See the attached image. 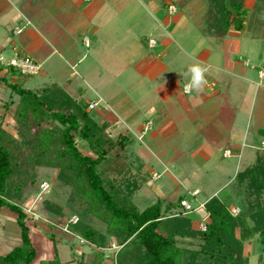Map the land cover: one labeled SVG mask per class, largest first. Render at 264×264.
<instances>
[{"label":"trees","instance_id":"1","mask_svg":"<svg viewBox=\"0 0 264 264\" xmlns=\"http://www.w3.org/2000/svg\"><path fill=\"white\" fill-rule=\"evenodd\" d=\"M206 1L211 32L226 36L231 26L243 28L245 17L230 11L227 0ZM261 6L264 0L256 9ZM1 73L5 69L0 68V82L18 101L12 112L11 105L4 106L15 133L0 125V209L15 214L21 242L0 255V264H60L56 236L42 231L34 214L24 210L39 169L57 171L55 185L47 182L51 193L56 186L68 189L65 206L45 200L44 209L64 217L65 207L76 215L70 233L92 248L81 264H102L112 239L119 248L115 264H250L245 245L257 237L264 243V152L232 183L240 213L233 216L228 203L212 197L196 210L210 220L200 231L182 208L184 197L160 198L143 210L136 206L149 177L144 164L131 158L134 137L114 138L108 121L93 118L97 109L89 110L91 102L56 84L24 88V77L13 69Z\"/></svg>","mask_w":264,"mask_h":264},{"label":"crops","instance_id":"2","mask_svg":"<svg viewBox=\"0 0 264 264\" xmlns=\"http://www.w3.org/2000/svg\"><path fill=\"white\" fill-rule=\"evenodd\" d=\"M160 1L0 0V17H2L0 20L3 21L0 26V36L2 41L6 40V43L3 41L4 45H2L3 48L0 51L12 54L17 52L31 58L29 48L37 46L36 53L48 49H51L52 53H57L60 46L65 44V38L70 36L74 47L73 52H71L75 54L82 46L97 50L98 45L105 44L109 39L115 40V38L123 37L122 39L127 41L129 39L124 37L126 34L129 35L130 43L133 44L131 48L136 53L138 50V55L130 61V64L138 67L141 66V62H145L144 69L142 67L140 70L137 86L145 82H148L147 85L149 86L144 88L147 95L143 97V100L148 98L150 104L141 109V112L139 108L137 111L140 114L149 112L150 116L146 120L138 121L136 120L138 118L132 117L133 114L127 113L128 119L123 118L122 121L123 124L126 123V126H123L122 122L107 118V111L105 110L102 112L100 119L110 123L109 131L113 134H131L134 137L135 145L137 141L144 143L149 133L152 140L160 138H163V140H170L171 138L176 140L180 137L178 135L175 138L179 131L178 125L183 124L185 128L184 123L179 121L182 117H184L187 126L189 121L199 124V127L207 125L206 127H210L211 130L215 128V131L211 137L201 138L197 141L199 145L194 154L207 161L217 158L218 163L221 164L219 172L223 175L228 174L236 177L241 172L242 164H252L258 154L264 151L262 148L264 143V102L262 110L258 112L257 118H254L256 98L251 100L254 92L258 91L255 96L259 94L264 101V92H260V90L264 91V77L260 76L264 72V68H260L259 65H252L247 61L239 62L240 60H235L232 53L235 52L236 48L232 47L231 41H226V39L235 33L245 34L247 19L259 10V8L256 9L258 0H227V8L232 12H239L243 15L245 22L240 31L231 26L226 36L217 35L210 31V24L208 23L210 7L208 1L204 0L207 4V10L206 13L202 11L200 19L206 22V27L201 29L199 36L203 38L201 40L203 43L200 44L202 46L191 47V50H188L181 46L177 40H173L175 45L173 54L170 52L171 47L167 39L173 33H170L169 23L162 18L163 13L159 9ZM232 1L240 8L235 9L231 4ZM164 2L168 3V0ZM181 2L184 4L188 0H182ZM170 6L175 7L174 12L177 10L176 6L170 3L168 5L169 14H171L169 11ZM15 21L26 23V27L24 25L23 28L20 26L16 28L13 25H8ZM24 29L27 30V35L18 40L16 37L22 35L25 32ZM19 31L21 32L19 33ZM157 34L160 37L167 36L161 42V45L165 44L167 47L164 46L159 53L153 54L148 51L157 46V42L153 38ZM147 35L150 38L146 46L142 38ZM55 38H60L58 43L54 42ZM136 38L141 40V45H136V40H138ZM217 38L216 44L219 47L214 43ZM85 40H89V46L85 45ZM151 40H154L152 45H150ZM219 40L223 41L222 45H219ZM142 45L146 47L142 48ZM136 46L139 49H136ZM71 52L70 54H72ZM108 55H110V52H108ZM117 56L119 61H127L125 49L122 54ZM71 58L73 59V57ZM84 58L85 55H82L77 63H81ZM32 60L35 62L34 59ZM198 61L207 68L205 75L207 84L204 86L203 91H192L190 94H186L183 91V86L190 80L188 70L190 66ZM38 65L42 66L41 64ZM1 74L2 76L5 75V73ZM163 80L166 81L163 89L158 88ZM9 90L8 86L0 82V94L7 95V98L2 94V97H0V120H4L7 125L13 122L11 112L14 111L18 101V97ZM138 97L140 98V96ZM11 102L12 104H10ZM7 104L11 105L9 107L11 112H8L4 107ZM1 123L2 121L0 125ZM168 123H171V127L164 130V125ZM6 124L1 126L8 131L6 127L9 126H6ZM154 127L158 129L155 130ZM11 130L15 132L13 125ZM166 134L168 136L165 137ZM142 145L144 146V144ZM227 151H230V156H226ZM251 151H254V155ZM133 152L137 159L144 164L145 169L148 170V161L144 160V155L147 153L144 149L133 150ZM192 157L195 156L192 154ZM231 160L235 162L230 163ZM151 173L155 174V172ZM160 178L161 176H159V180ZM0 212L9 216L13 214L6 209H0ZM66 220H64L65 222H59L58 226L50 227L46 226V223L49 222H42V219L38 220V223L45 233L46 227L52 229L51 231H53L57 241L71 243L74 239L73 236L63 231ZM0 244L7 246L6 249H4V246H0V255L4 253L3 251H9L10 246L7 239L0 238ZM80 253L82 256H80L79 264L84 261L86 256L82 249ZM106 255L107 253H105V263L115 264L113 257L106 258Z\"/></svg>","mask_w":264,"mask_h":264},{"label":"rangeland","instance_id":"3","mask_svg":"<svg viewBox=\"0 0 264 264\" xmlns=\"http://www.w3.org/2000/svg\"><path fill=\"white\" fill-rule=\"evenodd\" d=\"M124 1L129 2V0ZM164 1L165 0L160 1L159 9L163 13L162 18H164L165 21L169 23V27H171L170 33H173L171 37L167 38L171 47V54H173L175 46L173 40H177L181 46L188 50H191V47L202 46L200 44L203 43V41H201L203 38L199 36L201 29L206 27V22L200 19V15L202 11L206 13V2L204 0H188V2L183 4L181 2L182 0H168V3ZM170 3H173L177 9L172 15L168 12V5ZM16 14L18 15V13ZM178 19H180V21H178ZM17 21L8 25H13V27L16 28L19 26L23 28L24 25L26 27V23L20 21L18 23ZM246 22L247 28L245 34L240 35L235 33L233 36L226 39V41H231L232 47L236 48L235 52L232 53L235 60H240L239 62L247 61L252 65H259L260 68H264V6H261ZM1 24H3V21L0 20V26ZM176 29L177 31H175ZM24 30L25 32L22 35L16 37L18 40H21L27 35V30ZM165 37L167 36L160 37L158 34L157 36H153L157 42V46L150 49L148 52L156 54L163 49L162 47H167L165 44L161 45ZM122 38L123 37L115 38V40L109 39L105 44L98 45L97 50L92 47L87 49L82 46L75 54L72 53L74 47L70 36L65 38L66 41L63 46L59 45L60 49L58 48L59 50L57 53H52L51 49L36 53L37 46H32L29 48V55L35 60V63L42 65V70L40 75L30 78L25 77L26 80L22 78L21 82L24 88L33 91L55 83L66 90L70 95L82 99L87 103L91 101V103L101 102V107L92 111L93 118L96 121L101 118L102 112L105 110L107 111V118L118 120L120 123L123 121V118L128 119L127 113L133 114L132 117L138 118L136 119L138 121L146 120L148 116H150L149 112L141 114L140 112L142 111L141 109L150 104L148 98L143 100V97L147 95L144 88L148 86V82L137 86V81H139L140 78V70L145 66V62H141V66L138 67L130 64V61L138 55V50L136 53L135 50L131 48L133 44L130 43L129 35L126 34L124 37L125 39H129L127 41ZM149 38L148 35L142 38L146 46L148 45ZM136 39H138L136 40V45H141V40H139V38ZM54 40V42L58 43L60 38H55ZM217 40L218 38L214 41L215 44ZM3 41L6 43V40ZM3 41L0 36V50L3 48ZM222 44L223 41L219 40V45ZM143 46L144 45H142V48L146 47ZM142 48L140 49L141 51L143 50ZM124 49L127 53V61H119L117 55L122 54ZM136 49H139V47L136 46ZM25 51L27 50L25 49ZM69 51H72V54H70ZM108 52H110V55H108ZM4 53L9 57L14 54L8 52ZM26 53L28 54V52ZM20 55L24 54L20 53ZM82 55H85V58L78 64L77 62ZM71 57H73V59ZM17 79H20V77L17 76ZM260 92L264 91L260 90ZM255 93H258V91L254 92L251 100H255L256 98L253 116L257 118L258 112L262 110L261 108L263 107L264 101L259 94L255 96ZM1 94L0 97H2V95L4 96V94ZM138 96H140V98ZM4 97L7 98V95ZM138 108L140 112L137 111ZM1 121V125L6 124L4 120H0V122ZM179 121L184 123L185 128L183 124L181 126L178 125L179 131L175 138L178 135L180 137L176 140L173 138L170 140H163V138L152 140L149 133L144 143L137 141L134 147L132 146L134 151L140 150L141 148L144 149L147 153L144 155V160L148 161L147 166L149 168L146 170L149 181L145 185V188L137 194L134 203L140 210H143L160 198L175 201L179 197H184V200L189 201L196 210H199L201 209L200 205L203 207L206 203L205 201L217 196L228 203L233 216H237L240 210L235 208V197L232 186L236 177L234 175L230 176L220 173L219 166L221 164L218 163L217 158L207 161L199 155L196 156V154H194L195 149L199 145L197 141L201 138L211 137L215 128L211 130L210 127H206L207 125L199 127V124H194L192 121H189L187 126L184 117L180 118ZM12 125L13 122L9 125L6 124V126H9L6 128H8L9 132L15 133L11 130ZM122 125L126 126V123L123 124L122 122ZM169 127H171V123L165 124L164 130H167ZM154 128L155 130L158 129L157 127ZM112 135L116 138L118 133H112ZM166 136H168V134H166L165 137ZM215 139L217 138L215 137ZM142 144L147 147H144ZM252 152L254 155V151H251V153ZM127 154L130 153L128 152ZM131 154V158L133 159L135 153L133 152ZM192 154L195 157H192ZM122 158H124V156ZM234 162V160L230 161V163ZM255 162L256 160L252 164H242L240 171H244ZM151 172H155V174L153 175ZM56 175L57 171L55 170L39 169L38 185L30 188L27 197L28 200L24 205V210L33 213L37 220L42 219V222L47 221L52 224L46 223L47 227L58 226L59 222H65L64 220L66 219V221H68L71 217L76 216L72 215L65 207L64 217H58L51 212H46L44 209L43 202L45 200L65 206L68 192L66 188L56 186L52 193L50 191V193L44 195L41 202L37 199L41 192V185L45 182H54L55 185ZM159 176H161L160 180L158 178ZM196 190L199 191L200 195L194 197L192 193ZM196 210L193 212L194 214H190L194 219V228L199 230L200 224L203 223V221L207 220V222H209L210 220L208 216L201 219L197 216ZM47 227L45 228L46 233L50 234L51 232L53 235L52 229ZM0 238L7 239L10 249L20 244V230L16 223L15 215L12 214L9 216L0 212ZM73 238L71 243L68 241L56 242L57 257L60 264H79L80 256H82L80 250L82 249L85 255L91 252L90 247L80 245V237L73 236ZM0 246H4V249L7 248L4 244H0ZM3 252L5 253V251ZM112 252L113 250L106 251V257H110ZM244 254L249 258L250 264H264V243L261 242L258 237L253 239L250 243L245 245ZM103 264L109 263H105L104 261Z\"/></svg>","mask_w":264,"mask_h":264},{"label":"built area","instance_id":"4","mask_svg":"<svg viewBox=\"0 0 264 264\" xmlns=\"http://www.w3.org/2000/svg\"><path fill=\"white\" fill-rule=\"evenodd\" d=\"M175 10L174 6H170L169 7V11L172 14ZM21 31H19L20 33ZM154 44V40L150 41V45ZM85 45L89 46V40H85ZM0 68L5 69V73L9 72L10 69L16 70L18 72H20L21 76L23 77H33V76H37L40 74L41 72V66L38 65L37 63H35L31 58H29L28 56L25 55H20V53H14L11 57L5 55L4 52L0 51ZM10 75V74H9ZM261 77H264V72H262L260 74ZM100 102H95V103H90L89 104V110H95L97 109V107L99 106ZM262 148L264 149V143L262 144ZM231 153L230 151L226 152V156H230ZM159 178V177H158ZM51 191V186L49 183L45 182L41 185V192L39 194V197L37 198L38 201L41 202V200H43L44 195L50 193ZM192 195L198 196L199 195V191H194L192 193ZM182 208L184 209V212L186 214H190L193 213L196 208H194L189 201L187 200H183L181 202ZM200 207L202 208V205H200ZM195 209V210H194ZM78 222V218L76 216L71 217L64 225H63V231L67 234H71L70 233V226L73 224H76ZM207 220L203 221V223L200 224V231H205L206 230V225H207ZM79 242L81 246H89L88 242L82 238H79ZM80 247V246H77ZM113 250V253H116L119 248L116 245V242L114 239L111 240V244L109 249L104 250V253L106 251H111ZM111 257L114 258V255H110ZM106 258H110V257H106Z\"/></svg>","mask_w":264,"mask_h":264},{"label":"clouds","instance_id":"5","mask_svg":"<svg viewBox=\"0 0 264 264\" xmlns=\"http://www.w3.org/2000/svg\"><path fill=\"white\" fill-rule=\"evenodd\" d=\"M188 72L190 74V80L183 86V91L186 94H190L192 91H203L204 86L207 84V80L205 79L207 68L202 66L201 62L198 61L190 66ZM165 83L166 81L163 80V82L158 85V88L163 89Z\"/></svg>","mask_w":264,"mask_h":264}]
</instances>
